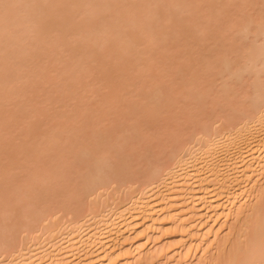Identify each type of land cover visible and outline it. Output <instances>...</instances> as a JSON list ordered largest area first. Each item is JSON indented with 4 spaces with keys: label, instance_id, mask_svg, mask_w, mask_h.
<instances>
[{
    "label": "bare ground",
    "instance_id": "1",
    "mask_svg": "<svg viewBox=\"0 0 264 264\" xmlns=\"http://www.w3.org/2000/svg\"><path fill=\"white\" fill-rule=\"evenodd\" d=\"M0 264H264V0H0Z\"/></svg>",
    "mask_w": 264,
    "mask_h": 264
}]
</instances>
